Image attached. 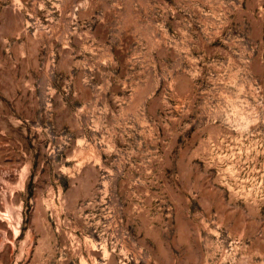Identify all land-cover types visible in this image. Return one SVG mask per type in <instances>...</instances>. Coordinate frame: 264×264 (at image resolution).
I'll list each match as a JSON object with an SVG mask.
<instances>
[{
    "label": "rangeland",
    "instance_id": "obj_1",
    "mask_svg": "<svg viewBox=\"0 0 264 264\" xmlns=\"http://www.w3.org/2000/svg\"><path fill=\"white\" fill-rule=\"evenodd\" d=\"M0 264H264V0H0Z\"/></svg>",
    "mask_w": 264,
    "mask_h": 264
}]
</instances>
